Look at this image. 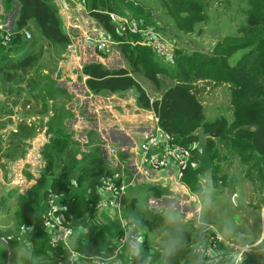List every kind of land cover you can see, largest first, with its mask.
<instances>
[{
  "label": "crops",
  "instance_id": "crops-1",
  "mask_svg": "<svg viewBox=\"0 0 264 264\" xmlns=\"http://www.w3.org/2000/svg\"><path fill=\"white\" fill-rule=\"evenodd\" d=\"M17 10L18 6L15 4L13 9L15 14H12L14 17ZM75 10L79 13L78 8ZM62 13H60L62 23L71 38L70 44H67L64 52L60 54L62 58L54 64L41 65L37 71L35 67V69H25L24 75L18 69L16 79H11L12 81L3 80L2 75L0 77V182L5 183L6 191L16 194V196L9 195L5 199H0V230L9 231L13 227L17 231L16 240H8V233H4V238L0 237V250L4 253L0 258V263L9 264L14 255L19 257L20 252L33 251L32 243L23 228V225H27L26 227L29 228L33 225L32 223L20 224L19 222L24 217L31 215L30 211L33 214L38 213L42 222V215L49 208L51 199L57 208L56 218L59 221L65 220L66 212L62 211V207L63 202L69 201L70 193L62 189L54 190V182L58 181L60 185L68 183L71 193L77 191L84 196L88 194L95 201L93 207H90L91 209L85 215L83 214L84 222L80 226L72 225L71 221L70 223L73 227V234L80 233V239L83 240L87 238L91 229L105 227V248L99 257L94 256L98 257L97 260H103L105 264H141L145 262L155 264L151 263L149 258V255H153V253L146 234V229L152 228L154 224L145 218L137 221L124 216L123 198L125 194L122 197L119 213L109 207H95L97 201H104L111 197V193L101 187L102 179L109 175H104V173L112 170L118 171L115 168L120 166L129 172L131 179L158 181L164 186L170 185L167 186L170 189L176 188L173 184L179 185L181 189L185 184L183 181H181L183 185L180 184L181 182H177L171 170L145 168L139 170L137 168V144L152 131L150 117L154 113L152 110L138 105L135 87L124 91L102 93H93L86 87V76L81 72L83 64L96 61L108 68L125 67L126 64L123 65L117 48L108 54H101L98 49V54L86 52L83 47L93 45L85 38L81 39V35L76 38L77 42L83 41L82 45L80 43L77 45V42L73 43L72 27L69 24L78 23L69 20V12ZM7 14L4 21L12 29L13 20L10 13L5 15ZM75 18L73 17L72 20ZM73 44L75 45L72 47ZM112 47L114 48V46ZM93 48L95 49L94 46ZM25 52L26 50L23 51V54ZM142 87L144 88V86ZM147 94L149 93L147 92ZM12 103H16L13 107L18 111L17 113H13ZM19 110L22 113H19ZM15 117H19L16 118L17 121H14ZM53 136H58L54 137L59 144L56 147H52L48 142ZM195 145L200 147L198 142ZM111 148H115V152H111ZM45 149L48 150L49 156L54 154L56 162L53 167L51 166L52 169L48 174L44 173L46 176L44 185L37 188V185L41 184L40 179L47 163L45 161L43 166L44 161L41 158V153ZM90 153H92L91 156H89ZM91 159H93V164H91ZM93 165H96L95 169ZM196 167V163L192 165V168ZM2 168L5 169V173ZM38 168L42 169L38 171ZM37 172L40 175L36 178ZM210 175V172L200 173L198 187L201 186L200 178L207 177L211 181ZM168 179L173 184L167 182ZM97 181H99L98 186ZM125 183L127 191L130 183L127 181ZM155 192L157 194L160 191ZM42 193L44 195L41 197ZM157 199L149 198L150 203L156 202L152 200ZM42 227L44 229L43 222ZM29 231L30 229H28ZM123 234L134 235L133 240L137 247L134 251L137 256L135 259L128 257L130 252L127 246L118 247L117 238ZM200 236L194 239L192 235L187 238L186 243H193ZM263 236L258 238L257 243ZM17 240L19 242L15 243ZM251 241H255V236ZM249 242L248 240L244 243ZM12 243H14V249L11 248ZM61 249L65 250L62 247ZM142 252H145L144 256L141 254ZM233 252L234 250L228 253L229 259ZM24 255L23 253L21 256L24 257ZM140 255L142 258L138 260ZM244 255L239 262L234 264H240ZM171 256L178 258L176 264H179V260L188 261L191 264L199 261L190 248L175 250ZM62 260V258H56L55 263L61 264ZM66 260L67 258L64 262ZM34 261L36 262V260ZM78 262L76 261V263ZM87 264L96 263L87 261ZM223 264L229 263L226 261Z\"/></svg>",
  "mask_w": 264,
  "mask_h": 264
},
{
  "label": "trees",
  "instance_id": "trees-1",
  "mask_svg": "<svg viewBox=\"0 0 264 264\" xmlns=\"http://www.w3.org/2000/svg\"><path fill=\"white\" fill-rule=\"evenodd\" d=\"M0 1L4 19L6 18L5 14L10 13L13 20L12 29L20 30L34 24L38 27L41 35L50 41L49 44L60 47L51 53L53 57L65 50L67 44H70L71 38L62 23L56 0ZM89 1L91 3L88 5V14L107 35L113 37L118 52L129 67L108 68L96 61L85 63L81 72L86 76V87L93 93L117 92L135 87L138 105L152 110L157 116L161 128L175 136L174 132L176 134L183 132V129L181 131V127L176 125L178 119L185 123H195L196 127L205 131L204 107L193 90V82L200 79L219 84L227 83L230 93L231 123L227 125L225 116L220 115L212 119L215 120L213 129H208L207 133V136L211 137L210 143L218 137L222 144L212 147L209 144L200 143V147L193 151V157L182 181L189 190L199 188L197 185L198 176L206 171H210V177L214 183L220 180V176L225 173L219 169L221 155L219 156L218 152L220 148H223L239 157L240 162L244 165L245 176L251 184L255 182L259 187L260 190L256 191H259V199L262 200L261 203H264V0H246L245 21L238 28V34L225 36L215 42L208 53L187 52L175 48L172 51V56L165 59L166 62L175 59L173 69L169 72L168 67L156 60L154 52L149 47L137 42L139 40L137 34L129 31L121 34L117 32L111 14L124 0H117L115 5L113 0ZM162 1L164 14L176 25L175 30L179 32H192L197 22L205 20L204 0ZM126 2L127 0L124 3ZM15 4L18 6V10L14 17L12 14H15L13 11ZM138 20L142 26H149V23L142 18ZM29 40H26L21 33L14 36L12 44L7 50L16 46L26 52L22 54V58L16 61L10 58L0 59V77L2 75L3 80L16 79L18 69L24 75L25 69L36 68L37 71L41 65H44L41 61L42 50L37 54L34 43ZM241 49H244L241 56L233 63L230 62V57ZM100 53L105 54L101 51ZM139 65L144 67V76L156 88L159 86L157 71L168 74L173 80V83L159 92L160 96L154 97L153 101H150V96L135 78V73L139 71ZM147 66L153 68L154 71L150 72ZM244 124H248L249 127H244ZM185 132H188L187 128L184 129ZM54 137L58 136L50 137L48 141L52 147L59 145ZM183 140H187V136ZM185 143L189 144L188 141ZM195 163L197 167L192 168ZM51 166V160L48 158L40 179L41 184L37 185V188L44 185L43 182L46 180L44 173L48 174L52 169ZM218 170L219 174H217ZM111 172L106 171L104 175ZM96 183L98 186L99 181ZM53 188L70 193L69 201L63 202L62 211L66 212L64 221H71L72 225L80 226L84 222L83 214L85 215L95 203L92 196L88 194L84 196L77 191L71 193V187L66 182L60 185L56 181ZM21 198L25 199L23 196ZM30 214L19 222L20 224L32 223L33 225L30 228L23 225L24 232L27 233L28 239L32 243L33 251L37 255L46 254L53 259L66 256L67 252L61 247H51L48 244V237L42 227L40 215L33 214L32 211ZM28 229H30L29 232ZM104 236L105 227L100 226L96 230L91 229L84 240H81L80 237L77 238L76 243L74 242L75 250L83 256L78 259L79 262L76 264H87V261L92 262L94 258H98L105 248ZM263 245L264 236L256 246L261 248ZM58 252L61 253L59 257ZM3 255V251L0 250V258ZM260 262L261 254L249 250L245 253L240 264H260Z\"/></svg>",
  "mask_w": 264,
  "mask_h": 264
},
{
  "label": "rangeland",
  "instance_id": "rangeland-1",
  "mask_svg": "<svg viewBox=\"0 0 264 264\" xmlns=\"http://www.w3.org/2000/svg\"><path fill=\"white\" fill-rule=\"evenodd\" d=\"M74 1L77 5L73 4L68 11L59 9L60 13L69 12V20L71 22L80 24H69V26L72 27L71 35L74 37L72 38L73 43L77 42V36L79 37L81 35V39H84L86 33L93 36L104 34V30L88 14V5L91 2L89 0H82V2L81 0ZM116 2L117 0H113L114 5ZM124 2L125 0L120 2L115 11L111 14L112 22L116 27L119 20L116 17H121L122 19L133 16L137 18V20L142 18L149 23V26L152 25L161 35L166 37L174 45V48L183 49L187 52L199 51L208 53L213 47V44L223 37L236 36L239 32L238 28L245 21V12L247 10L246 0H204L205 20L197 22L192 32L184 33L175 30V28H177L176 25L164 14L162 0H127L126 3ZM75 8H78L79 13ZM6 16H8V14ZM73 17H76L75 20H72ZM26 28L31 33L29 42L34 43L36 53L39 54L38 51L42 50V64L51 65L62 58L60 54L64 51L55 57L52 56L51 53H54V50L60 47L49 44L48 42L50 41L41 35L36 25L30 24ZM77 33L80 34L78 35ZM80 41L81 43L77 42V45H79V43L82 45L83 41ZM74 45L75 44H73L72 47ZM112 46H114V48L112 47L111 52H114L116 50L115 43ZM95 49L90 45L83 47V50L86 52H96L98 54L99 51ZM243 52L244 49L235 52L230 57V62L233 63ZM22 54V49L12 46L7 52L0 53V59L7 60L10 58L16 61L22 58ZM156 60L165 67H168V72L173 69L175 64V59L170 62L168 61L169 63L162 58H156ZM122 63L124 66L126 64L125 67H129L127 62L123 59ZM147 67L150 72L154 71L150 66ZM143 70L144 67L139 65V71L135 73V78L146 88L145 90L149 93L148 95H150V97H156L159 92L173 83V80L168 74L157 71L156 75L159 78V86L156 88L152 82L144 76ZM193 84V90L204 107L206 119L204 122L205 131L196 127L195 123H185L183 120L178 119L176 125L179 128L181 127L180 129L181 131L183 129V132L178 134L174 132V138L176 142L181 144H187L185 143L187 141L189 145H194L198 142L201 144H209V146L212 147L222 144L221 139L218 137L210 143L211 137L209 135L207 136V133L208 129H213V122L215 120L212 119L220 115L225 116L224 118L228 123L227 125L231 123L232 115L230 116L229 85L227 83L219 84L200 79L195 80ZM11 85L14 86L13 84ZM16 86L15 88L17 89ZM14 105H16V103H12L11 106L13 108V113H17L18 111L14 110ZM20 112L22 113L21 110H19V113ZM19 117H15L14 121H17L16 118L18 119ZM244 127H249V125L244 124ZM186 128L188 132L184 133V129ZM176 129L178 130V128ZM186 136L187 140H183ZM207 140L209 141L207 142ZM47 151L48 150L45 149L44 152L41 153V158L44 161L43 166L45 165V161L50 158L53 167L56 159L54 154L49 156ZM91 154L92 153H90L89 156H91ZM218 155H221L219 169H222V172L225 174L220 176V180L215 183L212 181L211 177V181L207 177H201V186L196 189L190 188L191 190H189L186 185H184L182 190L179 185H174L169 179L167 182H171L173 186L176 187L175 189H170V187H167L170 185L164 186L158 181L131 179V175L127 170H124L120 166L115 168L122 173L124 179L126 178L125 181L130 183L123 198L124 216L127 219L129 218L137 221L145 218L154 224L152 228L146 229L147 239L151 244L153 253V255H149L151 263L176 264L178 258L171 256V254H174L175 250L189 249L192 245L196 244L198 240L195 242L192 240L193 243H186L188 237L193 235L194 239H197L200 236V232L202 235L204 233L202 231L207 226H213L212 229L224 246L220 245V248H225V250H223L224 252L230 253L232 250H243L244 242L249 240L250 242L247 243L250 245L249 249L252 250V252L260 253V264H264V245L261 248L256 246L259 241L258 238L264 235V203H261L262 200L259 199L260 193L256 191L260 189L255 182H253L252 185L247 179L244 173V165L240 162L239 157L235 153L220 148ZM92 162L93 159H91V164H93ZM42 168H38V171ZM93 168L95 169L96 165H93ZM147 168L151 169L149 167ZM2 171L5 173L4 168H2ZM217 174H219V170ZM39 175L40 173L37 172L36 178ZM180 184L183 185L182 182ZM6 190L5 183L0 182V199H5L9 195L16 196L12 191ZM155 191L160 192L156 194ZM43 195L42 193L40 196L42 197ZM150 197L159 199L152 200L156 202L150 203ZM11 202L14 201L11 200ZM199 229L203 230L201 231ZM0 232H2L0 233L1 238L5 237L4 233H8V240H16L17 231L13 227H11L9 231L4 229L3 231L0 230ZM80 236V233L73 234L71 237L72 239H69L70 245L72 244L71 247L73 248L70 247V249L73 251H76L75 243ZM254 236L255 241L252 242L251 240ZM18 242V240L15 241V243ZM13 245L14 243L11 244L12 249H14ZM65 250L69 253L67 249ZM23 253L25 254L24 257L21 256ZM143 253L145 252L141 254L143 255ZM76 254V261H78L83 255H80L77 251ZM195 255L198 258L200 257L197 254ZM243 255L244 250L241 257ZM59 256H61L60 252H58V257ZM163 256L165 257L161 259ZM136 257L135 254H131V259H135ZM56 258H50L46 254L37 255L34 251L20 252L19 257L14 255L9 261V264H56ZM66 258L67 256L62 257L63 260L61 264L65 263L64 260ZM141 258L140 255L138 260ZM34 260H36V262ZM186 260H188L187 257ZM213 261H216L213 262L214 264H223L227 259L215 258ZM74 264H76V262ZM179 264H191V262L179 260Z\"/></svg>",
  "mask_w": 264,
  "mask_h": 264
},
{
  "label": "built area",
  "instance_id": "built-area-1",
  "mask_svg": "<svg viewBox=\"0 0 264 264\" xmlns=\"http://www.w3.org/2000/svg\"><path fill=\"white\" fill-rule=\"evenodd\" d=\"M59 9L68 11L73 4L77 3L74 0H56ZM3 12L0 4V53L7 50L17 33H21L26 40L31 38V33L27 28H21L20 30H14L7 26L3 18ZM127 17V16H126ZM118 18V25L116 27L118 33L129 31L139 36L138 43L149 47L155 54L156 58L167 59L172 56V51L175 49L174 45L163 35L159 33L152 26H142L140 22L128 16L127 18ZM100 35H88L86 33L85 39L91 43L96 49L103 53H110L112 45L115 43L113 37L109 34ZM154 97H150V101H153ZM152 131L144 137L138 144V159L137 168L151 170H171L173 177L177 182H181L186 170L189 167L190 161L193 157V151L198 147L189 144H181L176 142L174 135L161 128L158 124V118L154 114L151 117ZM111 152H115V148L110 149ZM127 184L124 181V177L120 171H112L108 176L102 179L101 187L111 193V197L104 201H97L95 207H109L115 212L120 211L122 197L126 192ZM56 206L50 199L49 208L42 215V222L44 229L48 237V244L51 246H60L69 251L65 264H74L76 262V251L70 249V241L73 235V227L68 221H59L56 218ZM126 225V224H124ZM127 226V225H126ZM213 226H207L202 232H204L197 243L190 247L192 253L199 255V261L195 264H214L213 259H227L229 264L239 262L243 253L248 252L250 245L244 243L243 250H234L231 254L224 252V249H219L222 241L215 234L212 229ZM134 235H120L117 238L118 247L127 246L131 254L137 249L134 242ZM92 262L105 264L104 261H99L96 258ZM141 264H150L149 262Z\"/></svg>",
  "mask_w": 264,
  "mask_h": 264
},
{
  "label": "water",
  "instance_id": "water-1",
  "mask_svg": "<svg viewBox=\"0 0 264 264\" xmlns=\"http://www.w3.org/2000/svg\"><path fill=\"white\" fill-rule=\"evenodd\" d=\"M159 96H160V95L158 94V95H157V98H158Z\"/></svg>",
  "mask_w": 264,
  "mask_h": 264
}]
</instances>
